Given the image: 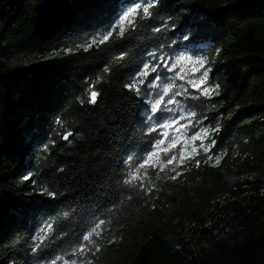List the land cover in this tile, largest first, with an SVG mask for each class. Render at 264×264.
Returning <instances> with one entry per match:
<instances>
[{
  "label": "trees",
  "instance_id": "1",
  "mask_svg": "<svg viewBox=\"0 0 264 264\" xmlns=\"http://www.w3.org/2000/svg\"><path fill=\"white\" fill-rule=\"evenodd\" d=\"M147 3L0 0V264H51L97 219L110 223L92 264H264V0H158L123 38L82 47ZM179 53L207 58L219 95L177 79L188 94L171 106L195 111L190 133L208 128L211 154L225 155L211 166L201 150L176 180L149 169L145 195L124 181L161 138L150 129L162 113L145 100L152 74L139 93L126 85Z\"/></svg>",
  "mask_w": 264,
  "mask_h": 264
},
{
  "label": "snow or ice",
  "instance_id": "2",
  "mask_svg": "<svg viewBox=\"0 0 264 264\" xmlns=\"http://www.w3.org/2000/svg\"><path fill=\"white\" fill-rule=\"evenodd\" d=\"M157 3L158 0H149V3L143 7H131L126 13L122 14L111 27H109L100 35L92 37L82 47H84L85 50H88L93 46L99 47V45L108 42L113 38V36L117 38H123L129 28L135 29L137 16H139L141 20H144L150 18L153 15L151 9H153ZM154 30L159 32L161 31V28L157 27ZM125 55L126 53H121L118 57H116V59L123 60ZM149 55L155 58V53H149ZM158 59L159 62L155 64V66L145 63L143 65V70L138 73V77L146 78L150 74L149 69L151 72L157 73L148 86L150 89H158L159 91L154 93L155 99H149L147 102L150 106L148 109L149 112L152 114L157 112L162 113V122L157 127L150 129L151 132H159L161 138L154 141L152 150L147 152L146 155L140 159L139 163H135V161H133L135 166L129 172L127 178L124 181L133 188L138 187L139 190L145 195H150L155 188V184L152 182V177L149 175V169L153 170L155 173V179L157 181L162 178L176 180L183 174L182 172L178 171V169L189 161L195 159L196 156L200 155L201 150H203V153L206 156V159L203 161V163L209 164V162L214 161L211 166H218L225 155V153H217L215 155L211 154V149L215 146L214 139L210 140V142L207 144L204 143L205 139L210 135L208 128H200L191 135L190 141L193 143L190 151L188 150V144H182V138L175 135V132H179L180 129L174 128V126L179 124L180 120H185L188 117H195V111H189L186 115L181 114L176 118L163 116L164 112L174 113L176 111V109L168 107V105L171 104L179 105V101L175 99L176 96L188 94V89L184 84L178 85L176 83L177 79L186 81L188 85L199 91L203 96L211 98L212 94L219 95L218 84L211 87L201 88V86L206 84L210 78L211 68L206 67L208 63L207 58L202 57L196 61H193L191 56L180 55L172 60L171 63L168 62V60H171L170 57L166 58L162 55ZM186 62L198 64L199 68L196 69V71L203 69L196 81L189 79L186 74H181L184 72L183 65ZM161 67L166 69L168 72H173L175 74L171 77H162L158 73V70ZM178 68L179 71H176ZM108 70V68H105V71ZM144 83V79L134 78L133 82L127 84L126 87L139 93L141 91L139 85ZM177 89H182V91H177ZM150 95H152V93H150ZM97 96L98 93L95 90H92L90 92V102L95 103ZM166 97L168 98L167 100H165ZM162 105L163 109L161 107ZM146 119L149 121L152 120V115H148ZM191 124L192 121L187 119V123L181 125V127L187 129ZM161 129H163V131H160ZM169 130H174L171 138H169ZM213 131H218V129ZM72 135L73 133H66L64 134L63 139L68 140L69 136ZM197 140L201 141L199 145L194 143ZM178 147L179 151H174ZM201 162V160L196 159V167H199ZM166 170L167 172L174 173V175L169 176L165 174V176L162 177L161 173H166ZM145 180H147V184H145ZM43 191L47 192V194L52 198H55L56 196L54 192H48L47 189H44ZM130 198L131 197H129V199ZM107 223H110V221H106L105 219H97L95 224L84 235H82L77 246L73 247L66 255H60L54 258L51 261V264H92L91 257L95 256V253L100 251L102 243L101 237L103 232L106 230L104 226ZM53 231L54 229L51 223H49L46 227L41 228L40 232L42 235L36 237V239L40 242L37 244V247H39L40 244H42L43 241L47 239L48 233ZM112 242L114 241L108 240V243Z\"/></svg>",
  "mask_w": 264,
  "mask_h": 264
},
{
  "label": "rangeland",
  "instance_id": "3",
  "mask_svg": "<svg viewBox=\"0 0 264 264\" xmlns=\"http://www.w3.org/2000/svg\"><path fill=\"white\" fill-rule=\"evenodd\" d=\"M180 55L191 56L193 61H196V60L202 58V57H200V56H193V55H190V54L179 53V54H177V55L171 56V57H170L171 60H168V62L171 63L172 60H174L177 56H180ZM168 57H169V56H166V58H168ZM155 64H157V63H151L152 66H155ZM206 67H209V68H210V65L207 63ZM183 68H184V72L181 73V74H186L187 77H188L189 79H192L193 81H196V80L198 79L200 73L203 71V69H200V71H196V69L199 68V65H198V64H195V63H188V62H186V63L183 65ZM176 71H179V68H178ZM140 72H141V71H140ZM149 72H150V74H152V75H151L152 79L150 80V82H151V81L153 80V77H154L155 75H157V73H153V72H151L150 69H149ZM158 73H159V72H158ZM210 73H211V72H210ZM150 74H149V76H150ZM159 74H160V73H159ZM174 74H175V73L170 72V75H174ZM134 78H140V77H138V75H135ZM141 78L144 79V77H141ZM132 80H134V79H132ZM166 82H167V81H166ZM185 83H186V81H185ZM203 87H209V83H206V84H204V85L201 86V88H203ZM156 91H159V90H158V89H150V92L152 93V95H151V99H155V95H154V93H155ZM145 100L148 101L149 99L146 98ZM168 107H169V108L176 109V111H175L174 113L170 112V114L168 115V117L176 118V117H179L181 114H185V115H186V114L188 113V112L183 111V110L181 111V110H179L177 107H174V106H171V105H169ZM187 119H190V120H191V117H188ZM187 119H185V120H180V121H179V124L175 125L174 128H179V129H180L179 132H175V135L180 136V137L182 138V144H185V143L188 144V150L190 151L191 146H192V143H193V142L190 141V137H191V135L194 134V133H190V127H188L187 129L181 127V125H184V124L187 123ZM173 131H174V130H169V138H171V136H172V134H173ZM185 134H186V135H185ZM194 143H195L196 145H199V144L201 143V141H200V140H197V141H195ZM204 143L206 144V141H204ZM166 144H167V142H166ZM165 146H166V145H165ZM174 151L178 152V151H179V147H178L177 149H175ZM162 158H163V154H162Z\"/></svg>",
  "mask_w": 264,
  "mask_h": 264
},
{
  "label": "water",
  "instance_id": "4",
  "mask_svg": "<svg viewBox=\"0 0 264 264\" xmlns=\"http://www.w3.org/2000/svg\"><path fill=\"white\" fill-rule=\"evenodd\" d=\"M196 90V89H195ZM68 133H70V132H68ZM65 140V139H64ZM67 141V140H66Z\"/></svg>",
  "mask_w": 264,
  "mask_h": 264
}]
</instances>
